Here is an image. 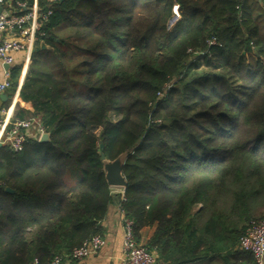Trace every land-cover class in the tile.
Instances as JSON below:
<instances>
[{
	"label": "trees",
	"instance_id": "16d2710c",
	"mask_svg": "<svg viewBox=\"0 0 264 264\" xmlns=\"http://www.w3.org/2000/svg\"><path fill=\"white\" fill-rule=\"evenodd\" d=\"M40 7L47 47L20 95L51 138L0 145V264H47L104 236L102 152L125 156L120 207L155 264H256L239 242L264 216V0Z\"/></svg>",
	"mask_w": 264,
	"mask_h": 264
},
{
	"label": "built area",
	"instance_id": "2783aa9c",
	"mask_svg": "<svg viewBox=\"0 0 264 264\" xmlns=\"http://www.w3.org/2000/svg\"><path fill=\"white\" fill-rule=\"evenodd\" d=\"M48 1L53 4L60 0ZM50 13V10L43 11L34 6L30 0H0V60L12 65L15 63V54L21 51L26 52L28 59L37 47V43L43 41L41 38L45 36V32L41 28ZM11 86L10 71H6V79L0 83V93ZM160 96L162 97L163 93ZM3 114L4 111L0 112V144H8L15 151L22 150L30 138L39 140L46 132L36 117L17 118L9 123ZM34 123L37 125L36 131L33 130ZM123 226L121 264H155L158 259L157 253L137 241L133 221L124 216ZM105 244V237L96 235L74 248L71 254L56 255L47 264H63L66 260H84L100 252ZM239 246L253 255L256 264H264V216L249 222L240 238ZM31 264L42 263L35 259Z\"/></svg>",
	"mask_w": 264,
	"mask_h": 264
},
{
	"label": "crops",
	"instance_id": "0c3cea01",
	"mask_svg": "<svg viewBox=\"0 0 264 264\" xmlns=\"http://www.w3.org/2000/svg\"><path fill=\"white\" fill-rule=\"evenodd\" d=\"M30 2L41 9L40 0H30ZM32 55L33 53L27 59L25 51L17 52L15 54V63L10 67L0 60V83L5 81L6 71H10V69L16 65L22 66L18 85L0 93V112L4 111L3 115L9 123H12L18 118L21 111L25 112L26 118L34 114L33 105L30 102L24 101L20 95L29 66L32 62ZM4 93L7 94V98H4ZM112 189L114 198L109 206L106 218L103 221L104 237L106 239L105 246L96 255L81 261L66 260L63 264H121V258L123 256L124 213L121 210L120 203L124 198L125 189L118 186L112 187ZM154 231L155 227H146L142 232V242H147L152 237Z\"/></svg>",
	"mask_w": 264,
	"mask_h": 264
},
{
	"label": "water",
	"instance_id": "95a60500",
	"mask_svg": "<svg viewBox=\"0 0 264 264\" xmlns=\"http://www.w3.org/2000/svg\"><path fill=\"white\" fill-rule=\"evenodd\" d=\"M60 1L62 2L63 0H60ZM46 47L47 46H46L45 42L42 41L40 46L36 47L35 50L38 51L40 48L46 49ZM7 65H8V67L11 66L10 64H7ZM4 98H7L6 93H4ZM50 138H51V133L46 131L40 136L39 141L40 142L49 141ZM101 157H102V159L105 160L104 168H105V172H106V179H107L109 185L111 187L118 186V187H123L125 189L127 184H128L127 180H126V178L122 172V167H123L125 156L121 155L115 160H106V156L102 152ZM7 191L13 192V190L9 187L7 188Z\"/></svg>",
	"mask_w": 264,
	"mask_h": 264
},
{
	"label": "rangeland",
	"instance_id": "374dc122",
	"mask_svg": "<svg viewBox=\"0 0 264 264\" xmlns=\"http://www.w3.org/2000/svg\"><path fill=\"white\" fill-rule=\"evenodd\" d=\"M177 18H178V16H177ZM175 20H177V19L174 18V19L171 21L170 25H172V24L175 22ZM36 128H37V125H36V123H34V125H33V130L36 131Z\"/></svg>",
	"mask_w": 264,
	"mask_h": 264
}]
</instances>
